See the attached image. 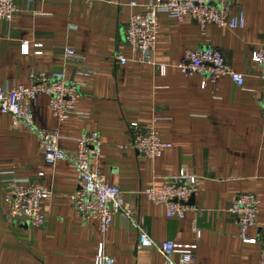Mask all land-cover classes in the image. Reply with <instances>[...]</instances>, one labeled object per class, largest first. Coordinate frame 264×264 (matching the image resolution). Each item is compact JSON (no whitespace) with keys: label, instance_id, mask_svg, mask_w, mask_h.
Wrapping results in <instances>:
<instances>
[{"label":"crops","instance_id":"1","mask_svg":"<svg viewBox=\"0 0 264 264\" xmlns=\"http://www.w3.org/2000/svg\"><path fill=\"white\" fill-rule=\"evenodd\" d=\"M15 2L12 20H0V86L28 85L31 70L66 71L81 83L78 113L57 124L48 97L41 95L32 107L34 126L58 127L60 144L67 149L74 148V139L85 130L97 131L102 140L97 168L123 191L124 201L143 217L155 241L194 245L196 264H258L260 241L242 243L227 209L239 193L256 194L261 203L256 225L247 234L264 236V114L259 68L250 61L264 44V0H237L233 11L244 14L243 29L209 25L202 31L189 18L178 22L160 13L154 60L163 73L136 61L140 54L124 40L128 19L141 14L149 0ZM25 41L28 54L21 52ZM34 44L42 45L41 53ZM207 45L222 51L230 66L244 74V86L229 77L211 83L179 72L176 65L187 49ZM65 48L84 57L91 70L88 78L75 75ZM116 55L127 62L119 64ZM129 123L152 124L172 146L155 161L146 160L131 146ZM182 172L197 177L189 204L201 213L167 218L164 207L141 191L160 188ZM2 173L39 180L52 191L43 206V225L34 227L7 215ZM76 187L70 162L46 164L36 133L0 112V264H94L101 235L96 220L80 217L70 205ZM105 250L115 264H164L156 249L138 247L136 229L120 214L112 218Z\"/></svg>","mask_w":264,"mask_h":264},{"label":"built area","instance_id":"2","mask_svg":"<svg viewBox=\"0 0 264 264\" xmlns=\"http://www.w3.org/2000/svg\"><path fill=\"white\" fill-rule=\"evenodd\" d=\"M82 1L91 4L94 0ZM236 2L237 0H149L141 14L132 15L128 19L124 32L125 43L132 51L140 54L136 61L157 66L163 73L164 67L157 65L154 60L160 13L178 22L189 18L202 31L209 25L243 29L244 14L241 11H233ZM17 10L15 0H0V20L10 22ZM33 47L38 49L37 54L41 53V44H34ZM29 50V42H23L21 52L28 54ZM63 54L67 64L73 65L77 77L90 76L91 70L84 66L82 55L71 48H65ZM115 60L121 65L127 62L120 55H116ZM250 61L259 68L260 106L264 114V44L251 53ZM176 68L185 77L202 76L205 81L211 83L221 77H229L239 87L245 83L244 74L232 68L222 51L210 45L187 49ZM29 82L28 85L0 86V112L10 115L15 125H22L36 133L46 164L54 165L57 161H68L73 165L77 187L69 195L70 205L80 217L96 220L101 235L94 264H115V259L105 250V236L115 214H120L136 229L138 247L156 249L163 257L164 264H196L194 245L181 246L172 240L155 241L148 233L143 217L124 201L123 191L110 184L97 168L102 149V140L97 131L85 130L74 139V148L67 149L60 144L58 127L38 129L34 126L32 107L41 95L48 97V108L57 124L78 113L81 83L69 78L66 71L35 70L30 71ZM202 86H205V82ZM128 128L131 146L148 161H155L172 146L161 140L152 124L140 127L137 123H129ZM2 175L5 176L2 182L7 215L12 219L23 217L34 227L43 225V206L51 197L52 191L39 180L26 181L13 177L11 173ZM38 176H43V173ZM196 191L197 177L182 172L168 179L160 188H148L141 193L153 204L162 205L167 218L182 220L189 211L196 215L201 213V209L189 204V199ZM260 203V198L254 193H239L233 198L227 211L238 226L242 243L255 244L260 241L258 264H264V236L256 239L247 234L248 230L256 225Z\"/></svg>","mask_w":264,"mask_h":264},{"label":"water","instance_id":"3","mask_svg":"<svg viewBox=\"0 0 264 264\" xmlns=\"http://www.w3.org/2000/svg\"><path fill=\"white\" fill-rule=\"evenodd\" d=\"M193 198V195L191 196V199ZM16 220H23L27 223V221L25 220V218L21 217V218H17Z\"/></svg>","mask_w":264,"mask_h":264}]
</instances>
